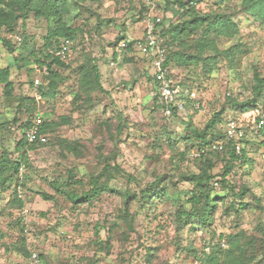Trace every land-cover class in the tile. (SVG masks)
I'll use <instances>...</instances> for the list:
<instances>
[{"label": "rangeland", "instance_id": "obj_1", "mask_svg": "<svg viewBox=\"0 0 264 264\" xmlns=\"http://www.w3.org/2000/svg\"><path fill=\"white\" fill-rule=\"evenodd\" d=\"M79 6L65 18L76 34L64 59L67 67L60 70L64 81L54 98H43L37 104L43 119L58 125L48 131L46 144L28 152V165L22 171L26 183L24 204L31 219L30 243L43 258L39 264H200L195 254L202 249L209 253L207 242L218 243L223 249L228 247L227 238L218 241V234H238L243 246L252 240L255 259L248 264H264V244L260 241L264 240V144L248 137L246 146L251 161L231 177L233 193L241 192L244 186L248 192L240 198L226 190H214L212 195L222 196L223 200L213 224L202 228L181 225L176 213L178 204H186L185 196L192 187L181 177L197 172L199 166L179 159L177 152L189 147L188 142L181 140L169 147L166 140L168 135H185L183 126L187 120L202 129L213 112L221 108L228 93L240 100L252 97L254 73L264 78V20L241 11V0H203L198 4L200 12L232 15L238 32L230 38L220 37L218 44L221 48L234 46L235 50L208 75L200 65H173L170 71L182 88L179 87L183 109L180 116L165 118L156 106V87L150 78L149 64L132 48L120 54L114 51L121 37H141L144 13L157 14L164 21L176 15V9L163 11L161 0H84ZM48 25L54 27L55 23L29 15L24 22L17 20V35L27 36L31 47L42 49ZM11 36V43L18 47V36ZM93 57L108 94L96 91L90 104L80 102V108L70 112V97L77 90V68ZM11 60L12 55L0 41V67ZM31 66L33 70L29 71ZM37 70L34 64L11 68L12 96H4L0 84V153L6 148L13 154L21 138L17 126L29 116L16 113V105L20 96H32L31 80ZM262 97L257 109L243 113L245 117L252 119L263 108ZM193 102H199V108L192 106ZM64 115L70 121L62 124ZM3 123L6 129L1 127ZM60 139L73 143L76 150L64 148ZM105 159L120 170L109 183L112 190L91 203L73 205L64 194H55L49 184L53 179L63 181L68 171L76 168L80 173L75 172L74 178L81 183L70 184V190L82 193L89 187V174L102 170ZM222 163L217 162L212 172L221 171ZM162 179L161 185H168L166 196L144 206L141 190ZM125 191L133 195L128 205L124 202ZM42 192L54 195V199H44ZM239 202L247 207L239 212L227 208L230 204L236 207ZM5 204L4 197L0 200V264H21L26 257L5 250V245L9 246L19 235L18 227L9 225L13 212ZM125 210L130 216V227L122 216Z\"/></svg>", "mask_w": 264, "mask_h": 264}, {"label": "trees", "instance_id": "obj_2", "mask_svg": "<svg viewBox=\"0 0 264 264\" xmlns=\"http://www.w3.org/2000/svg\"><path fill=\"white\" fill-rule=\"evenodd\" d=\"M83 1L84 0H0V41L8 53L12 55V60L8 62L5 67H0V84L3 87L4 96L9 97L13 94V82L10 79L11 68L13 66L17 68L27 67L32 64H34V66H40L45 63L44 60H48V75L41 76V83L38 87L41 99L54 98L56 96L59 84L64 81L60 70L61 68L67 67L64 59L69 54L64 58L50 57L47 54L46 49L56 44L62 38H74L76 34L75 28L67 25L65 18L70 14L72 9H79V5ZM161 1L163 2V11L170 9L171 7L176 9V15L173 17L170 16V18L167 20L165 19L164 21L162 17V21L159 23V26H161L160 34L164 37L169 46L165 65H167L170 70L173 65L179 67L200 65L205 75H208L223 57L228 58L231 56L232 51L235 50L234 46L221 48L218 44L220 37L230 38L238 32L237 24L230 13L200 12L198 4L203 0H198L196 4H192V0ZM241 11L250 14L255 19L264 20V0H241ZM29 15L35 19H45L47 21L53 20L55 23L54 27L48 25L46 34L44 35L42 49L31 47L28 44L27 36L17 35V20L22 19L24 22ZM11 35L19 37L18 47L11 43ZM120 40H124L125 42V46L122 48L121 52L132 48L137 54H140L134 45L136 40L129 39L128 37H121L119 41ZM119 41H117L116 44H118ZM16 50L19 51L15 54ZM114 52H117L116 49ZM121 52H118V54ZM118 54L115 53V55ZM140 59L145 61L141 54ZM19 62H21V65H19ZM28 70H33L32 66ZM77 74V90L75 94L70 97V112L77 111L82 102L90 104L92 101V94L96 91L108 94V91L104 89L101 84L99 66L94 57L88 58L82 62L77 68ZM171 76L174 79V86L180 87L179 82L176 81L173 73H171ZM150 78L153 80L151 72ZM33 79L31 80L32 90ZM253 81L251 98L240 100L236 96L228 93L221 108L213 112L212 116L206 121V124L202 129L193 127L191 121L187 120L183 126L186 130L185 135H180L178 138L169 135L166 137L167 145L169 147H174L181 140L188 142V149L186 148L177 152L179 159L186 163L188 161L196 162L199 166L197 172L191 171L187 174H183L181 177L182 181H187L192 184L189 194L185 196L184 200L189 207H187L186 204L183 205L180 203L176 209L178 215L177 219L181 222V225L200 226L202 228L210 227L213 224L218 204L223 200L222 196L214 197L212 192L218 189L232 193L234 192L231 177L239 174L241 169L251 161L247 151L248 145L246 146L249 142L248 137L253 140H259L261 144H264V138H262L264 126L261 129L253 127L254 122H257L261 116L264 117V106L263 108L261 107V109H258V113L254 116V121L249 117H245L243 114L246 111L257 109V103L263 99L264 78L256 72L253 75ZM153 83L156 87L154 80ZM180 89L182 88L180 87ZM155 102L156 106L161 110V113H163L162 107L157 103L156 92ZM38 103L39 101L36 100L33 93L32 96L22 95L19 97L16 105V113L27 114L29 118L17 126L21 131V138L17 141L13 154L6 148H3L0 153V190L4 193L1 199L4 197L6 198L5 206L13 212L10 217L13 222L9 223V225L17 226L19 231L16 240L10 242V244L8 243L9 246H7V244L5 245V250L16 251L26 257V259L30 255V251L35 248L32 247V244L30 243V230L25 232V226L21 224L19 219H17L19 210L25 207L23 191L25 190L26 183L23 180L22 171L23 168L28 165V152L39 145L46 144L48 142V131L54 130L55 126L58 125L56 122L43 119V113L39 110ZM34 113H38L41 118L39 131L40 134L45 135V142L37 140L28 143L25 138V130L29 127L31 117ZM162 115L165 118H172L180 116L181 112L177 111L174 107L171 116ZM228 117L241 124L245 132V137L241 141L240 154L235 152V141L231 139L224 141V149L221 152L209 153L201 157L199 160L189 159L187 154L191 148L204 147L224 137V124ZM61 120L63 122L62 124L68 123L70 117L64 115L61 117ZM12 121L18 123V119L16 118H13ZM217 125H219L220 128L217 129ZM1 127L6 129V124H1ZM7 128L11 129V126L7 125ZM117 128L118 132L122 130L119 125L116 126V129ZM58 142L64 144V148L68 150H76L73 143L63 139H60ZM219 161L223 162L221 171L218 173L212 172L213 167ZM104 164L102 170L89 174V187L88 189L83 190L82 193H76L70 190V184L81 183L80 179L77 180L74 178L75 172L80 173L76 168H71L67 173V177L63 181L59 182L58 180L53 179L49 181V184L54 188L56 192L55 194H64L73 205L91 203L103 192L112 190L109 187V183L120 170L108 159L104 160ZM73 178L74 181H71ZM160 182H163V179L156 183L154 182L153 186L141 190L140 198L143 200L144 206H147V204H153L155 198L159 199L160 197L166 196L168 185H161ZM242 189L241 192L239 191L233 194H237L242 198V196L249 190L247 186H244ZM41 195L47 200L54 199V195L45 192H42ZM123 195L124 202L128 205L131 197L133 198V195H130V192L128 191H125ZM246 207V203L239 202L236 207L233 206V204H230L227 208L239 212L240 209H245ZM127 212V210H125V212L123 211L122 216L127 226L130 227L131 221ZM213 236H215V234H213ZM217 238L218 241L227 238L226 242L228 247L223 249L218 243L211 244L210 241L207 242L210 252L207 253L202 249L195 254V258L200 264H248L254 261L255 250L253 249L255 245L252 244V240L246 242V245L243 246L238 234H229L227 236L224 234H218ZM260 241L264 244V240L260 239ZM104 246L107 247L108 244L105 243ZM179 249L181 250L185 248L179 247ZM247 249L251 250H249L250 253L248 254H246ZM38 257L39 261L41 259L43 260L41 254H39Z\"/></svg>", "mask_w": 264, "mask_h": 264}, {"label": "built area", "instance_id": "obj_3", "mask_svg": "<svg viewBox=\"0 0 264 264\" xmlns=\"http://www.w3.org/2000/svg\"><path fill=\"white\" fill-rule=\"evenodd\" d=\"M198 0H192V4H196ZM162 21V17L151 12L143 14V33L142 36L137 38L135 41V47L149 64L151 68V75L154 82L156 83L157 103L162 107V112L166 116L173 114L174 107L177 111L183 109L181 98L183 95L180 93L179 87L174 86V79L171 76L170 68L165 65L167 59V52L169 46L167 45L164 37L160 34L159 23ZM19 40V37L17 38ZM73 45L72 39L62 38L56 44L46 49L47 54L50 57L64 58L70 53ZM125 46L124 40H120L116 45V51L121 52ZM38 66V72L33 79V95L36 100L40 101L41 96L39 92V85L41 83V76L48 75L47 62ZM192 106L199 108V102H193ZM254 121V116L252 118ZM41 124V118L38 113H34L31 117V123L25 130V138L28 143L39 140L45 142V135L40 134L39 127ZM264 126V117L261 116L257 122H254L253 127L261 129ZM224 137L212 142L204 147L191 148L188 151V158L191 160H199L204 155L209 153L221 152L224 149V141L233 139L235 141V152L240 154L241 141L245 137V132L237 121L228 117L224 124L223 130ZM262 138H264V130L262 131ZM4 193L0 190V199ZM21 224L25 226L24 231L27 232L30 228L29 223L31 222L30 213L27 208L23 207L19 210L18 218ZM24 264H39L38 252L35 249L30 251V255L24 262Z\"/></svg>", "mask_w": 264, "mask_h": 264}, {"label": "crops", "instance_id": "obj_4", "mask_svg": "<svg viewBox=\"0 0 264 264\" xmlns=\"http://www.w3.org/2000/svg\"><path fill=\"white\" fill-rule=\"evenodd\" d=\"M144 28V27H143ZM142 33H143V29H142ZM142 36V35H141ZM130 38V37H129ZM137 38H139V37H133V39L134 40H136ZM130 39H132V38H130Z\"/></svg>", "mask_w": 264, "mask_h": 264}]
</instances>
